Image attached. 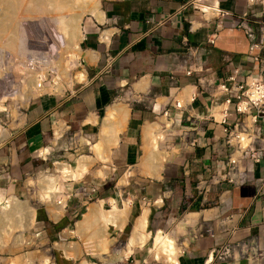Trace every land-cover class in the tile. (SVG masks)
Segmentation results:
<instances>
[{"label": "crops", "instance_id": "0c3cea01", "mask_svg": "<svg viewBox=\"0 0 264 264\" xmlns=\"http://www.w3.org/2000/svg\"><path fill=\"white\" fill-rule=\"evenodd\" d=\"M99 11L81 25L84 80L50 84L23 125L1 135L0 199L56 135H101L105 148L114 145L112 171L140 165L151 177L149 134L176 130L182 149L163 175L138 185L158 207L188 203L185 223L197 234L178 264H264V151L239 164L233 181L225 176L222 119L227 109L229 124L238 115L221 88L235 68L251 67L255 51L240 23L263 24L264 0H110Z\"/></svg>", "mask_w": 264, "mask_h": 264}, {"label": "rangeland", "instance_id": "374dc122", "mask_svg": "<svg viewBox=\"0 0 264 264\" xmlns=\"http://www.w3.org/2000/svg\"><path fill=\"white\" fill-rule=\"evenodd\" d=\"M106 1L110 0H101L100 8ZM5 8L3 4L0 5V29L3 27L2 20L8 19L7 15L10 13L6 12ZM90 15V13L84 15L81 25ZM57 25L58 20L52 15L36 14L33 17L18 20L15 49L5 48L0 42V126L2 129L0 137L23 125L34 98L44 92L50 84L55 85L57 77L61 85L74 80L78 81L77 78L84 74L79 72L81 71L80 57L76 61L71 59L70 55L74 51H66L65 38ZM77 53L80 55L81 51ZM34 77L42 80L44 86L42 90L33 88L31 91L30 82ZM55 86L58 87V85ZM162 134L163 137L159 140L160 150L156 154L160 158L164 156L162 168L166 169L173 154L179 153L182 149L180 146L183 136L176 130ZM58 138V135L52 137L51 143L41 147L42 149L40 148L38 152H34L35 158L24 173L20 174L15 192L0 199L1 205L5 204L9 197L16 196L28 207H33L36 212L34 225L29 230L9 225L11 228L6 226L8 233H5L0 227V264H13V262L43 264L45 259H49L48 264H83V261L91 264H169L162 258L156 259L157 249L154 246V237L158 230H163L175 239L176 244L182 248L179 258L183 257L189 240L197 234L196 227L185 223L189 212L186 211L188 203L182 204L181 210H175L164 206L163 203L158 207L154 200H144L138 182L144 180L146 183L153 177L144 176L145 174L142 173L140 175L138 173L140 165L112 171L110 168L113 160L110 148L114 145L104 147L105 149L100 151L110 156L109 161H104L98 156L99 152L92 148L93 144L100 143L101 135L98 137L87 134L77 135L72 132ZM84 140H88L91 144L85 143ZM148 143L146 141V155L151 152ZM45 147L51 148L48 154H43ZM82 155H90L95 158V161L81 177L67 180L57 171L56 163L59 162L67 163L75 169ZM146 158L145 163H147ZM176 161L179 162V158ZM48 176L52 178L59 176V182L56 184L58 191L56 193L58 196L55 197L56 203L66 200L65 212L59 220L51 217L47 202L40 199L41 194L46 190L45 181ZM126 177L127 180H125ZM93 189H96V192H93ZM185 199L189 200V198ZM101 200L106 210L111 209L114 203L118 208H124L127 205L130 213L122 230L110 227L106 241L102 240L103 244L100 241L102 237H93L90 232L81 234L77 232L76 227V223L83 218L89 206L100 204ZM146 208L149 209V222L145 232L150 236L145 245L135 246L131 252L125 254L134 223ZM24 212L25 208H22V212L17 213L15 218L24 220ZM18 225H20L19 222ZM20 232L23 233L24 243L19 240ZM89 246L99 249L100 255L87 251ZM62 247H68L70 255H77L71 259Z\"/></svg>", "mask_w": 264, "mask_h": 264}, {"label": "bare ground", "instance_id": "6f19581e", "mask_svg": "<svg viewBox=\"0 0 264 264\" xmlns=\"http://www.w3.org/2000/svg\"><path fill=\"white\" fill-rule=\"evenodd\" d=\"M100 2L101 0H0V5L3 4L6 7L5 8L6 12L11 13L7 15L8 19L2 20L3 27L0 29V42L4 44L5 48L15 49L14 47L17 36L15 31L18 20L31 16L33 17L34 15L41 13L50 14L58 20L57 26H59V28L62 30L63 36L65 38L66 51L67 52L71 50L74 51V53L71 54L70 57L71 59L73 58L76 61L80 57L77 51H80L79 44L80 41H82L83 39L82 30H81L83 17L87 13L90 14L93 13L95 14L97 12L99 13ZM84 78H85V74H82L77 79L78 81H80V80H84ZM56 79L57 81L55 80V85H58L57 89H60L61 87L59 82L60 79H58V77ZM30 85H31L30 87L31 91H33L32 90L33 88H38V90H42L44 87L42 80L38 79L37 77L33 78V80L30 82ZM0 130H2L1 126H0ZM161 131L158 135L154 134L155 135L154 137H152V134H149L150 136L148 139L149 142L148 144L151 147V152L146 155L147 163H145L146 166L150 168V172H146V174L158 178L161 175L160 173L162 170V160H164L163 158L164 156L160 158V156L156 154L157 151L160 150L159 140H161L163 137ZM151 132L149 130V133ZM84 141L85 143L89 144L88 140H84ZM103 142L101 141L100 143L93 144L92 148L93 150L95 149L97 153L99 152L98 154L99 157H101L104 161H107L108 157H104L103 156L104 153H100V151H103L105 149L104 148L105 145ZM109 142L110 141H107V144ZM114 142L116 143V141ZM43 152H44L43 154H47L48 149H44ZM94 161H95L94 157L90 155L89 156L82 155L78 159L77 167L75 169H72L69 164L63 162L56 163L57 164L56 166H57V171L60 172L64 176V178H66L67 180H75L81 177L83 173H85L91 167ZM125 180H127V177ZM57 182H59V176L55 178L48 176L45 181L46 190H44L43 193L40 192V194L42 193L40 199L47 202L51 217L55 220H59L61 218V216L65 212V206H66V200L64 199L61 202L56 203L55 197L58 196L56 194L58 193V191L56 190ZM22 208H25L24 220L20 221L15 217L17 213H19L20 211L22 212ZM148 213H149V209L146 208L142 212V214H140L137 217L134 223L133 230L131 232L132 234L128 239L126 245L127 250L125 254L131 252L135 246L142 247L143 245L146 244L150 236L148 233L145 232L149 222ZM35 217H36L35 209L30 206L28 207L24 202L22 203L16 196L9 197L5 201V204L0 205V227L4 230L5 233L6 232L8 233V229L6 226L9 225L11 226L13 225L14 227H22L23 230H27V229L29 230L34 225ZM129 217H130L129 207L127 205L124 208H118L113 203L112 208L106 210L103 206V201L101 200L100 204L90 205L88 211L83 215V218L76 223L77 232L81 234L90 232L93 237L94 236L102 237L100 241L101 244H103L102 240L106 241L107 239L106 236L109 234L110 227H115L118 228L119 230H122ZM18 222L20 223V225H18ZM11 226L9 227L11 228ZM18 237L20 242L24 243L22 232H20ZM154 238H155L154 246L155 249H157L156 259L162 258L165 261L169 262V264H178L180 254L182 253V249L176 244L175 239L169 234L165 233L163 230H158ZM62 248L65 249L66 254L70 256L71 259H73L75 255H77V254H74V256L70 255V249L68 247H62ZM87 251H92L93 254L100 255L99 249L98 250L93 249L90 246L88 247ZM48 261L49 259H45L43 264H48ZM13 264H21V263L13 262ZM22 264H34V263L22 262ZM83 264H91V263L83 261Z\"/></svg>", "mask_w": 264, "mask_h": 264}, {"label": "built area", "instance_id": "2783aa9c", "mask_svg": "<svg viewBox=\"0 0 264 264\" xmlns=\"http://www.w3.org/2000/svg\"><path fill=\"white\" fill-rule=\"evenodd\" d=\"M240 27L248 35L252 42L251 67L257 65V72L254 73L250 67L242 75L243 70L235 68L226 83L221 85L223 91L228 95L225 102L233 106L234 112L238 115L233 124L228 123V112L222 119L225 133V144L228 147L224 161L225 176L233 181L235 172L241 163L248 159L256 162L261 161L264 151L263 144L257 145L258 140H264V23L257 25L245 16ZM243 77L244 80H240ZM176 108H182L177 102ZM166 115L168 112L166 111ZM249 162V161H248ZM247 162V163H248ZM96 192V189H93Z\"/></svg>", "mask_w": 264, "mask_h": 264}]
</instances>
